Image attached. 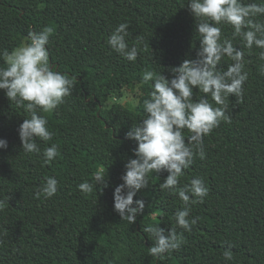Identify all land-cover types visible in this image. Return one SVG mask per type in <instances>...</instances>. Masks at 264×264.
<instances>
[{"label":"trees","instance_id":"obj_1","mask_svg":"<svg viewBox=\"0 0 264 264\" xmlns=\"http://www.w3.org/2000/svg\"><path fill=\"white\" fill-rule=\"evenodd\" d=\"M125 22L130 24L128 44L141 41L135 62L107 43ZM44 27L54 30L47 46L50 67L68 74L75 87L57 110L42 113L54 136L37 143L42 150L56 143L60 151L50 165L44 164L42 154L22 150L18 128L27 113L0 90V138L8 141V148L0 149V200L5 202L0 211V264H264L260 50L244 49L249 77L243 100L230 96L231 122H221L205 136L206 158L196 157L181 177L182 185L203 177L209 189L203 203L192 205L190 215L199 221L191 232L177 229L182 232L180 248L158 261L148 255L153 242L143 226L159 225L166 232L175 226L174 213L183 204L159 187L168 173H153L149 187L134 197L145 201V210L130 225L114 210V190L123 183L127 160L136 158L137 142L126 133L145 115L143 102L154 81L143 83V73L170 79L171 67L197 58L200 41L187 0H0V52H11L30 29ZM222 31L231 37L230 26ZM234 44L240 47L238 40ZM0 67H7L2 56ZM130 84L141 90L137 106L111 103ZM184 135L190 133L185 130ZM101 169L108 186L82 194L77 185L91 182ZM46 176L58 180V192L37 199ZM229 245L234 259L225 261L222 254Z\"/></svg>","mask_w":264,"mask_h":264},{"label":"clouds","instance_id":"obj_2","mask_svg":"<svg viewBox=\"0 0 264 264\" xmlns=\"http://www.w3.org/2000/svg\"><path fill=\"white\" fill-rule=\"evenodd\" d=\"M188 7L196 20V35L199 37L197 58L185 59L179 66L169 69V79L162 73L145 71L143 83L154 81L148 99L144 100V117L133 123L126 137L137 142L134 149L136 158L125 164L123 183L114 190V210L129 225L144 213L145 201L136 199L137 193L148 188L153 173L166 171L168 175L160 183L162 191L177 196L182 209L174 213L175 226L166 232L159 225L143 226L153 245L148 255L162 260L181 246L182 232H191L199 217H191L192 205L203 203L209 189L203 177H195L181 184L185 170L195 162V158H206L205 136L209 135L221 122L230 123L228 114L229 98L235 95L237 102L243 100L244 84L248 80L244 49L249 53L259 49L258 59L264 61V0H187ZM129 23L119 24L107 39L110 49L128 61L135 62L140 54V39L129 45ZM230 26L232 35L226 38L223 26ZM53 28L44 27L40 31L29 30L27 43L11 52H0L7 67H0V90H4L9 101L23 108L27 117L19 125L18 132L22 150L27 154H42L45 165H50L60 155L56 143L41 149L37 141H52L54 133L48 127L47 118L42 113L57 110L70 96L75 87L68 74L50 67V52ZM238 40L237 48L234 41ZM227 63L225 69L224 63ZM264 75V63L258 65ZM198 88V92L194 89ZM203 94V95H199ZM195 97V98H194ZM214 101L215 107L213 103ZM185 130L190 135L185 136ZM187 138V142H186ZM8 141L0 138V149H7ZM59 182L55 177L46 176L35 193L37 199L52 198L58 192ZM108 186L105 170L93 173L91 182L77 185L82 194L88 196ZM5 202L0 200V211ZM225 261L234 259L231 245L222 254Z\"/></svg>","mask_w":264,"mask_h":264},{"label":"rangeland","instance_id":"obj_3","mask_svg":"<svg viewBox=\"0 0 264 264\" xmlns=\"http://www.w3.org/2000/svg\"><path fill=\"white\" fill-rule=\"evenodd\" d=\"M28 39L23 38L22 44L27 43ZM20 45V46H21ZM141 90L137 84H130L125 87L123 90V95L120 98L112 99V102H120L130 108H135L140 100Z\"/></svg>","mask_w":264,"mask_h":264}]
</instances>
